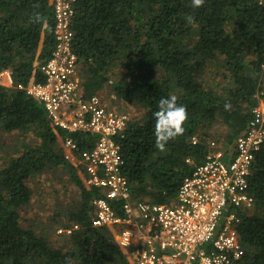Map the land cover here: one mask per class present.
Wrapping results in <instances>:
<instances>
[{"label":"trees","instance_id":"16d2710c","mask_svg":"<svg viewBox=\"0 0 264 264\" xmlns=\"http://www.w3.org/2000/svg\"><path fill=\"white\" fill-rule=\"evenodd\" d=\"M37 13L39 22L33 20ZM53 25V0H0V72L9 70L12 77L11 87L0 84V129L32 132L38 139L0 168V264H125L114 229L90 227L91 201L99 192L63 159L60 145L67 134L26 94L44 80L39 67L53 50ZM71 27L85 95L100 91L120 67L123 77L111 83L116 97L144 109L120 141L138 199L170 204L183 178L202 161L213 138L210 127L221 123L231 143L245 130L257 93L264 97V3L257 0H205L200 7L192 0H76ZM214 66L222 69L218 90L204 79ZM170 95L185 107L187 119L183 134L160 150L153 113ZM73 137L81 149L96 141L90 134ZM59 166L80 194L68 217L79 229L54 248L20 226L18 211L30 201V179ZM248 184L254 207L241 213L237 232L244 255L237 264H264V153Z\"/></svg>","mask_w":264,"mask_h":264},{"label":"built area","instance_id":"2783aa9c","mask_svg":"<svg viewBox=\"0 0 264 264\" xmlns=\"http://www.w3.org/2000/svg\"><path fill=\"white\" fill-rule=\"evenodd\" d=\"M75 4L53 0L54 47L39 67L44 80L25 90L67 134L60 145L63 159L81 171L86 186L99 192L91 201L90 227L114 229L113 242L126 252L125 264H237L244 255L237 232L241 213L254 207L249 177L264 153L262 91L245 130L231 143L213 135L202 161L183 178L170 204L138 199L120 146L129 115L107 108L97 94L86 96L83 90L73 52ZM0 84L12 86L9 70L0 72ZM74 134H90L96 141L81 149ZM191 141L196 144L197 136ZM78 229L72 224L57 232L70 236Z\"/></svg>","mask_w":264,"mask_h":264},{"label":"rangeland","instance_id":"374dc122","mask_svg":"<svg viewBox=\"0 0 264 264\" xmlns=\"http://www.w3.org/2000/svg\"><path fill=\"white\" fill-rule=\"evenodd\" d=\"M211 70L204 73L206 85L218 90L217 83H220L221 87L224 85L220 75L222 69L214 66ZM81 71L82 66L80 65L79 75L82 74ZM123 75L124 71L120 67L112 69L110 81L96 94L107 108L111 107L129 115V121L139 120L145 113L144 109L140 105H129L117 98L112 88L111 83L121 79ZM219 125L218 129H214L210 125L209 133L218 136L224 144L227 142L224 137L226 130L221 123ZM36 144H38V139L32 132L13 131L8 133L0 129V168L16 155L19 148H23L24 145L33 146ZM29 186L32 192L31 198L29 203L18 211L19 224L22 228L33 230L35 234L45 238L50 246L59 247L63 242L68 241L69 235L58 234L57 231L74 224L69 221L68 217L71 213H75L79 206V191L72 184L68 170L62 166L50 167L42 173L36 174L30 179Z\"/></svg>","mask_w":264,"mask_h":264},{"label":"clouds","instance_id":"9594fccd","mask_svg":"<svg viewBox=\"0 0 264 264\" xmlns=\"http://www.w3.org/2000/svg\"><path fill=\"white\" fill-rule=\"evenodd\" d=\"M205 0H192L193 7H200ZM41 19L37 13L33 20L39 22ZM191 19V17H189ZM230 105L226 104L225 108ZM155 145L158 149L164 150L166 144L184 132V122L187 119V112L183 105L177 103V97L170 95L159 101L157 110L153 113Z\"/></svg>","mask_w":264,"mask_h":264}]
</instances>
